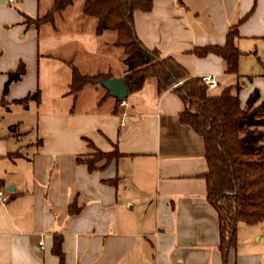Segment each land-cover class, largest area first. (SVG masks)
Masks as SVG:
<instances>
[{
	"label": "crops",
	"instance_id": "crops-1",
	"mask_svg": "<svg viewBox=\"0 0 264 264\" xmlns=\"http://www.w3.org/2000/svg\"><path fill=\"white\" fill-rule=\"evenodd\" d=\"M82 2L35 27L25 18L44 17L52 0H0V190L10 197L0 204V264H13L14 250L60 264L55 238L63 264H224L218 214L206 200L203 140L180 123L177 95L158 94L154 80L125 106L100 85L69 94L72 67L111 78L126 72L116 33L97 34ZM132 17L145 48L191 77L217 78L210 96L231 89L242 106L256 90L264 98V0H152L150 11ZM236 25L238 74H227L215 54L191 53L225 46ZM20 64L24 76L2 96ZM36 92L38 102L13 103ZM88 141L119 156L90 172L77 162L96 152ZM228 264H264V221L239 224Z\"/></svg>",
	"mask_w": 264,
	"mask_h": 264
},
{
	"label": "trees",
	"instance_id": "trees-1",
	"mask_svg": "<svg viewBox=\"0 0 264 264\" xmlns=\"http://www.w3.org/2000/svg\"><path fill=\"white\" fill-rule=\"evenodd\" d=\"M74 0H52L50 11L42 18L27 24L39 27L52 23L54 15L63 12ZM152 0H83L82 14L96 21V33H116L114 45L122 50L123 76L129 94L140 91L148 80H154L158 94L171 89L184 104L180 123L190 127L204 144L207 172L204 175L206 200L218 214L219 251L224 264H228L231 249L237 246L240 223L257 225L264 221V98L258 90L249 97L245 106L232 95L231 89L220 96H210L201 78L191 77L174 59H162L155 50L150 51L138 40L134 31L133 12H148ZM238 25L227 35L225 46L197 48L191 51L197 57L215 54L226 64V73L239 72L242 52L237 46ZM25 67L20 64L7 74L2 96H6L13 83L21 81ZM109 75H85L72 67L69 94L74 98L88 86L110 79ZM240 85L237 86L240 89ZM39 101L38 93L28 95L15 104ZM117 101V100H116ZM119 103V101H117ZM93 148L92 159H77L78 163L96 170V164L106 165L119 156L117 150L104 153ZM53 253L63 264L61 239L55 238Z\"/></svg>",
	"mask_w": 264,
	"mask_h": 264
},
{
	"label": "water",
	"instance_id": "water-1",
	"mask_svg": "<svg viewBox=\"0 0 264 264\" xmlns=\"http://www.w3.org/2000/svg\"><path fill=\"white\" fill-rule=\"evenodd\" d=\"M99 85L108 92L110 97L119 102L124 101L128 97L129 92L122 78L104 79L99 82ZM8 191L11 192L12 188L9 187Z\"/></svg>",
	"mask_w": 264,
	"mask_h": 264
},
{
	"label": "built area",
	"instance_id": "built-area-1",
	"mask_svg": "<svg viewBox=\"0 0 264 264\" xmlns=\"http://www.w3.org/2000/svg\"><path fill=\"white\" fill-rule=\"evenodd\" d=\"M9 2L14 3L15 0H9ZM201 80H202V83L207 87L208 91L215 90L219 86V82L215 76H210V75L203 76L201 77ZM125 105H126L125 101L120 102V106H125ZM123 116L125 117L126 114H124ZM121 126H124V124L121 123ZM9 200H10L9 195L5 191L0 190V204L5 205L8 203ZM38 246L40 247V249H42L43 242L40 241L38 243Z\"/></svg>",
	"mask_w": 264,
	"mask_h": 264
},
{
	"label": "clouds",
	"instance_id": "clouds-1",
	"mask_svg": "<svg viewBox=\"0 0 264 264\" xmlns=\"http://www.w3.org/2000/svg\"><path fill=\"white\" fill-rule=\"evenodd\" d=\"M13 264H37V261L33 257L28 256L25 253H21L18 250H14Z\"/></svg>",
	"mask_w": 264,
	"mask_h": 264
},
{
	"label": "rangeland",
	"instance_id": "rangeland-1",
	"mask_svg": "<svg viewBox=\"0 0 264 264\" xmlns=\"http://www.w3.org/2000/svg\"><path fill=\"white\" fill-rule=\"evenodd\" d=\"M83 1V0H82ZM82 4H83V2H82ZM81 11H82V7H81ZM124 67V66H123ZM95 156V153L92 155V157H88V158H86V159H92L93 157Z\"/></svg>",
	"mask_w": 264,
	"mask_h": 264
}]
</instances>
